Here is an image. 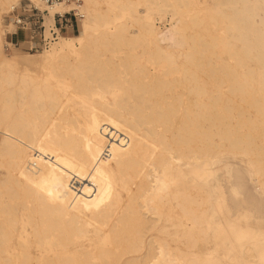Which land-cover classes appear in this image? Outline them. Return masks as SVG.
I'll use <instances>...</instances> for the list:
<instances>
[{
    "label": "bare ground",
    "instance_id": "bare-ground-1",
    "mask_svg": "<svg viewBox=\"0 0 264 264\" xmlns=\"http://www.w3.org/2000/svg\"><path fill=\"white\" fill-rule=\"evenodd\" d=\"M21 1L0 0V264H264V0H28L82 17L43 80L4 46Z\"/></svg>",
    "mask_w": 264,
    "mask_h": 264
},
{
    "label": "rangeland",
    "instance_id": "rangeland-1",
    "mask_svg": "<svg viewBox=\"0 0 264 264\" xmlns=\"http://www.w3.org/2000/svg\"><path fill=\"white\" fill-rule=\"evenodd\" d=\"M26 2L31 3L28 0H22L20 3ZM32 4V3H31ZM18 5V4H16ZM33 5V4H32ZM72 8V7H71ZM69 7V10H71ZM10 11V10H9ZM42 13L45 17L44 27H45V38L46 41L43 40V37L36 39L34 42L30 41H21L20 44L17 46H14L12 43H10L9 40V34H12L14 31H16V26L10 21L7 22L6 16L9 12H6L4 14V46L7 50V54H11V52L17 53L20 58H31L28 62H25L24 69L29 72L32 76L35 77L37 80H43L46 79L45 74L47 73L46 70L42 68V64L44 61V58L42 56V53L44 50H51L55 46H58L63 39H70L71 37L78 36L81 32L82 22L80 21L79 24H74V26H67L65 23L63 25L59 24V21H57V28H56V18L54 16L53 21H50V17L48 15V12L41 8ZM67 11V10H66ZM48 18V19H47ZM170 20V17H168ZM157 25L160 28H164L165 26H169V23H165L161 21V19L158 20ZM42 33L44 31V28L40 30ZM53 32H56L53 34ZM25 34L24 32H20L19 35H16L14 39L24 38ZM76 45L79 47V44L76 43ZM8 47V48H7ZM28 60V59H27ZM227 181L232 179V176L230 173H226ZM228 206H231V203L228 202ZM229 214H232V211H229ZM244 225H250L251 228H253L254 232L259 230V227L263 225L261 220L257 219H250V220H244ZM260 246L262 244L260 243Z\"/></svg>",
    "mask_w": 264,
    "mask_h": 264
},
{
    "label": "built area",
    "instance_id": "built-area-1",
    "mask_svg": "<svg viewBox=\"0 0 264 264\" xmlns=\"http://www.w3.org/2000/svg\"><path fill=\"white\" fill-rule=\"evenodd\" d=\"M62 1L64 0H41V2L47 6H54L55 4ZM81 19V15L76 11L63 15L58 14L56 16V28L57 21H59L60 25L65 23L67 26H74V24L78 25ZM6 20L7 22L11 21L16 26V31H14L12 34H9L8 37L15 35V33L20 30L24 32L25 38L31 43L41 37H43V40L46 41L44 27L45 17L41 11V8H37L31 3L22 2L20 5L14 6L11 9V11L6 16ZM42 28H44L43 33L40 31ZM55 33L56 32H54V34ZM10 43H12L14 46L19 44L13 43L11 41Z\"/></svg>",
    "mask_w": 264,
    "mask_h": 264
},
{
    "label": "crops",
    "instance_id": "crops-1",
    "mask_svg": "<svg viewBox=\"0 0 264 264\" xmlns=\"http://www.w3.org/2000/svg\"><path fill=\"white\" fill-rule=\"evenodd\" d=\"M20 32H22V31L18 30V31L15 33V35L9 37V40H10L11 42H13V43H19V44H20L21 41H28V39H26L25 37H24L23 39H22V38L14 39V37H15L16 35H19Z\"/></svg>",
    "mask_w": 264,
    "mask_h": 264
}]
</instances>
